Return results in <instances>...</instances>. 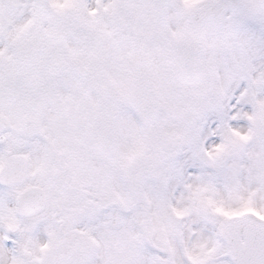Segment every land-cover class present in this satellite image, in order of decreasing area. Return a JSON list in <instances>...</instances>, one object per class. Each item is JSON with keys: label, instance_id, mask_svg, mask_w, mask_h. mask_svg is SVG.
<instances>
[{"label": "snow or ice", "instance_id": "1", "mask_svg": "<svg viewBox=\"0 0 264 264\" xmlns=\"http://www.w3.org/2000/svg\"><path fill=\"white\" fill-rule=\"evenodd\" d=\"M0 264H264V0H0Z\"/></svg>", "mask_w": 264, "mask_h": 264}]
</instances>
